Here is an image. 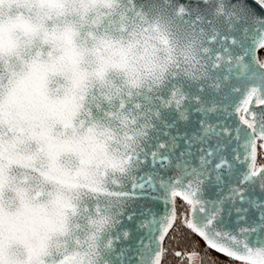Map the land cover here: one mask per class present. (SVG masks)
Segmentation results:
<instances>
[{"label":"snow or ice","instance_id":"obj_1","mask_svg":"<svg viewBox=\"0 0 264 264\" xmlns=\"http://www.w3.org/2000/svg\"><path fill=\"white\" fill-rule=\"evenodd\" d=\"M153 29L183 59L114 84ZM125 89L108 199L43 200L63 154L104 155ZM0 264H264V0H0Z\"/></svg>","mask_w":264,"mask_h":264},{"label":"water","instance_id":"obj_2","mask_svg":"<svg viewBox=\"0 0 264 264\" xmlns=\"http://www.w3.org/2000/svg\"><path fill=\"white\" fill-rule=\"evenodd\" d=\"M186 51L187 41L185 39L178 40L175 36L165 39L161 31L153 29L143 33L134 46L128 69L113 70L110 78L114 84H120L128 79L130 73L134 72L147 82L153 78L154 74L159 73L162 66L177 59L182 60ZM124 92L127 97L125 100H121L118 95L111 97L114 101H118L120 108L125 111L119 123L105 129L104 155L94 159L87 169L82 170L76 155L63 154L60 157V167L63 171L44 183L43 200L46 201L49 195L61 194L67 200L88 199L94 202L93 207H97L102 206L103 202L108 199L105 194L110 189L113 173L118 171L113 164L120 159L126 148L131 146L132 138L137 132L134 114L139 101L134 102L133 107H126L128 101L131 100V93L127 89ZM16 171L23 172L24 169L17 168ZM29 176L32 179H38L36 172L29 173ZM68 215L70 227L73 230L81 229L79 239L72 244V251H76L77 244L89 238L92 225L83 219L80 224H76L71 220L74 213L70 212Z\"/></svg>","mask_w":264,"mask_h":264},{"label":"trees","instance_id":"obj_3","mask_svg":"<svg viewBox=\"0 0 264 264\" xmlns=\"http://www.w3.org/2000/svg\"><path fill=\"white\" fill-rule=\"evenodd\" d=\"M201 247H203V242H201ZM213 256L217 255L215 253L212 254ZM220 259H224L223 257H220Z\"/></svg>","mask_w":264,"mask_h":264}]
</instances>
